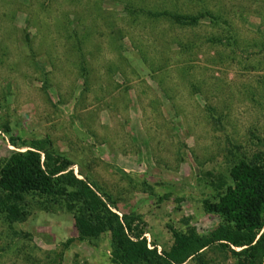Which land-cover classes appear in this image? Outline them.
Returning a JSON list of instances; mask_svg holds the SVG:
<instances>
[{"label":"rangeland","instance_id":"1","mask_svg":"<svg viewBox=\"0 0 264 264\" xmlns=\"http://www.w3.org/2000/svg\"><path fill=\"white\" fill-rule=\"evenodd\" d=\"M164 9L211 16L149 14ZM10 136L48 138L159 250L169 224L208 232L222 217L203 200L264 156V0H0V158ZM19 207L0 211V264H114L109 234L75 238L63 205L30 192Z\"/></svg>","mask_w":264,"mask_h":264},{"label":"trees","instance_id":"2","mask_svg":"<svg viewBox=\"0 0 264 264\" xmlns=\"http://www.w3.org/2000/svg\"><path fill=\"white\" fill-rule=\"evenodd\" d=\"M149 14L180 24H197L205 14L211 16L209 11L190 14L168 9ZM9 139L18 146L14 137ZM18 147L0 158V211L11 220L24 219L19 202L33 192L46 208L58 203L73 213L75 238L91 241L107 232L114 264H184L190 258L210 264L205 254L212 249L228 252L231 264H264V156L238 157L229 169L231 183L214 199L203 200L206 211L222 217L220 223L208 232L193 227L182 231L169 224L172 242L159 250L147 239L140 214L114 210L110 196L78 176L73 161L55 151L48 138Z\"/></svg>","mask_w":264,"mask_h":264}]
</instances>
